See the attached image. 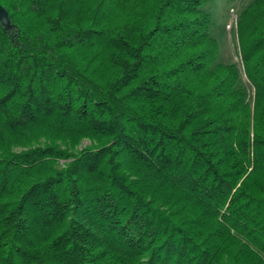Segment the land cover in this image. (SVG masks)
<instances>
[{
  "label": "trees",
  "instance_id": "16d2710c",
  "mask_svg": "<svg viewBox=\"0 0 264 264\" xmlns=\"http://www.w3.org/2000/svg\"><path fill=\"white\" fill-rule=\"evenodd\" d=\"M213 1L0 0V264H264V0L243 72Z\"/></svg>",
  "mask_w": 264,
  "mask_h": 264
},
{
  "label": "rangeland",
  "instance_id": "374dc122",
  "mask_svg": "<svg viewBox=\"0 0 264 264\" xmlns=\"http://www.w3.org/2000/svg\"><path fill=\"white\" fill-rule=\"evenodd\" d=\"M255 0H214L206 10L212 15L211 32L220 44V63L240 64L241 48L238 35L240 14ZM245 80V78H244ZM85 142L84 146L89 145Z\"/></svg>",
  "mask_w": 264,
  "mask_h": 264
},
{
  "label": "water",
  "instance_id": "95a60500",
  "mask_svg": "<svg viewBox=\"0 0 264 264\" xmlns=\"http://www.w3.org/2000/svg\"><path fill=\"white\" fill-rule=\"evenodd\" d=\"M0 22L7 28L11 27L9 15L0 2Z\"/></svg>",
  "mask_w": 264,
  "mask_h": 264
}]
</instances>
